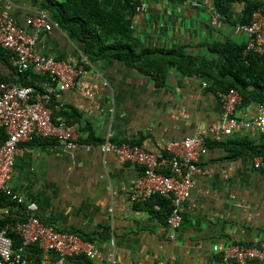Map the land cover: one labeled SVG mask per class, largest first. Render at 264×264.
<instances>
[{
  "label": "crops",
  "instance_id": "obj_1",
  "mask_svg": "<svg viewBox=\"0 0 264 264\" xmlns=\"http://www.w3.org/2000/svg\"><path fill=\"white\" fill-rule=\"evenodd\" d=\"M140 5L144 10L130 18L138 45L131 43L136 54L150 51L133 63L113 56L91 59L77 36L60 27L35 34L38 52L84 67L74 87L61 93L62 107L57 108L77 125L81 144H95L110 134L112 140H135L146 150L163 151L168 142L222 120L224 90L210 75L216 76L218 67L210 74H187L167 64L159 85L151 74L161 54L153 51L182 48L220 65L223 56L210 45L240 44L245 36L227 18L213 22L218 13L211 0H141ZM38 9L41 0H0V13L22 24ZM240 9V4L233 6L234 16ZM13 68L0 48V79L15 77ZM257 106L256 101L241 103L235 115L251 119ZM227 139L249 141L263 153L250 147L227 158V148L210 145L200 159L207 171L193 178L173 239L160 208H153V197L130 201L140 166L111 153L83 146L67 151L53 137H36L20 143L10 185L37 203L36 213L46 224L89 235L98 251L92 264H217L221 253L214 245L264 243V133L242 126ZM18 210L8 202L0 206V218L16 216Z\"/></svg>",
  "mask_w": 264,
  "mask_h": 264
},
{
  "label": "built area",
  "instance_id": "obj_2",
  "mask_svg": "<svg viewBox=\"0 0 264 264\" xmlns=\"http://www.w3.org/2000/svg\"><path fill=\"white\" fill-rule=\"evenodd\" d=\"M135 10L143 11L144 6L139 5ZM220 17L219 14L214 15L213 22ZM28 27L34 29L33 33ZM53 27L59 26L45 9L28 15L24 24L0 13V48L10 59L16 73L31 70L40 77L35 85L0 79V128L6 134L0 144V191L16 205L22 206L17 220L8 227L20 239L17 246H14L7 228H0V264H83L79 257L93 259L98 253L91 240L42 221L36 213L37 203L25 199L10 185L20 143L36 137H53L67 151L83 146L85 151L96 149L115 155L121 162L138 164L140 175L130 191V201L145 202L155 195L169 199L171 207L165 224L170 230L169 238L173 239L181 225V206L190 195L193 178L207 171L200 162L208 152L207 140H224L242 126L264 133V100L258 103L253 118L243 121L235 115L242 97L237 89L229 88L220 94L224 111L220 122L197 128L181 140L168 142L163 151H149L136 143L114 141L110 134L96 144H81L77 125L68 122L62 115L53 119L48 106L55 101L56 108L62 107L59 101L61 93L74 87L84 70L82 64L36 50L37 31ZM234 30L245 36L243 55L253 51L264 57V5L253 11L248 23L235 24ZM153 208L158 210L159 204L155 203ZM33 247L40 251L41 261L35 262L29 257ZM213 250L221 253L217 264H249L252 261L264 264V243L217 244Z\"/></svg>",
  "mask_w": 264,
  "mask_h": 264
},
{
  "label": "trees",
  "instance_id": "obj_3",
  "mask_svg": "<svg viewBox=\"0 0 264 264\" xmlns=\"http://www.w3.org/2000/svg\"><path fill=\"white\" fill-rule=\"evenodd\" d=\"M213 9L221 17L231 20L232 23H248L253 11L264 5V0H211ZM141 0H41V8L47 10L58 26L72 32L77 36L83 45L84 53L91 59H97L106 56H113L122 59L127 63L139 61L149 52L148 49L142 53L136 54V50L131 42L138 45V39L133 35L130 18L135 12ZM240 4L241 9L238 15L234 16L233 6ZM245 41L240 44L226 40L225 42H216L210 45L212 52H217L223 56V61L218 65L212 60L200 59L191 55L182 48L177 49H156L153 52L161 54V57L155 59L152 67H155L151 74L153 80L161 85L164 83L165 70L167 64H175L178 68L187 74L207 72L209 69L217 68L213 76V83L222 90L227 91L229 88L238 90L242 97L241 103L264 100V57L256 52L250 51L243 55ZM139 58V59H138ZM218 65V66H217ZM15 77L12 81L22 85H35V81L40 77L36 76L31 70L22 73H16L13 68ZM9 78L1 80L8 81ZM55 101H51L48 106L52 110V117L63 115V109L55 107ZM71 123V122H70ZM78 131V128H77ZM6 134L0 128V144L3 142ZM87 140V139H86ZM118 142L127 141L137 143L135 140H114ZM97 143V142H96ZM95 143V144H96ZM215 144L228 149L227 158L238 157L242 152L251 147L256 154L263 153L262 150L251 146L249 141H214L207 140V146ZM154 203L159 204L160 212L164 219L169 213L171 204L170 200L159 195L153 196ZM11 200L0 191V206L6 205ZM16 205L14 202H12ZM16 216H5L0 218V228H7V232L13 239L14 246H17L20 239L18 235L9 231V226L16 220L22 209L21 205ZM72 231V230H71ZM83 238L90 240L89 235L74 231ZM29 257L35 262L41 261L40 251L33 247L30 250ZM83 264H92L89 258L79 257Z\"/></svg>",
  "mask_w": 264,
  "mask_h": 264
}]
</instances>
